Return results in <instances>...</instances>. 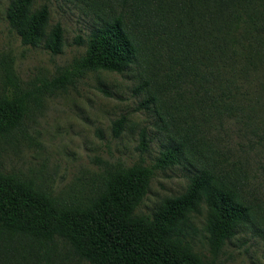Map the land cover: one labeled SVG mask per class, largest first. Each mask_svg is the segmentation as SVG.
<instances>
[{"label":"trees","instance_id":"16d2710c","mask_svg":"<svg viewBox=\"0 0 264 264\" xmlns=\"http://www.w3.org/2000/svg\"><path fill=\"white\" fill-rule=\"evenodd\" d=\"M72 1L90 17L82 56L30 83L12 56L0 58V140L26 134L48 96L87 74L133 72L140 108L153 114L163 141L154 164H106L98 184L78 195H55L0 168V264H62V249L88 264H219L242 228L264 236V212L249 200V169L222 160L210 137L235 121L264 143V0ZM5 18L24 46L63 53V31L50 28L47 4L11 0ZM127 122L113 123L115 137ZM152 142L143 132L141 150L148 154ZM175 166L186 175L185 191L140 213L155 171ZM203 207L208 256L192 237Z\"/></svg>","mask_w":264,"mask_h":264},{"label":"rangeland","instance_id":"374dc122","mask_svg":"<svg viewBox=\"0 0 264 264\" xmlns=\"http://www.w3.org/2000/svg\"><path fill=\"white\" fill-rule=\"evenodd\" d=\"M10 1L0 0V58H14V68L23 82L51 78L58 69L85 53L86 47L80 41L90 34L91 23L83 6L72 0H34L35 8L48 5L50 28L60 24L63 31V53L52 55L42 46H24L10 29L5 18ZM134 75L90 73L48 96L28 119L26 134L16 132L11 138L0 140L1 170L34 179L55 195H78L98 184L106 164L120 162L131 166L142 160L154 164L163 139L155 128L153 114L140 108L143 96L135 92L138 83ZM122 117L128 122L122 134L115 137L113 123ZM143 132L153 137L148 154L141 150ZM210 137L217 139L215 144L223 154L222 160L227 158L228 164L236 166L243 163L249 169V200L255 212L263 213L264 143L257 144V137L235 121L225 123L221 131H214ZM187 184L181 167L156 170L139 212L151 213L165 197L183 193ZM205 218L203 207L193 218L192 237L195 250L208 256ZM67 251L62 249L67 256L62 264H88ZM219 264H264V236L257 228H242L224 247Z\"/></svg>","mask_w":264,"mask_h":264}]
</instances>
